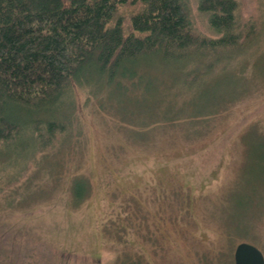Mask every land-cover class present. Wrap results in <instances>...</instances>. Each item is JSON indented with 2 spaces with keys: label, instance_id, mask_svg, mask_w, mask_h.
<instances>
[{
  "label": "rangeland",
  "instance_id": "obj_1",
  "mask_svg": "<svg viewBox=\"0 0 264 264\" xmlns=\"http://www.w3.org/2000/svg\"><path fill=\"white\" fill-rule=\"evenodd\" d=\"M239 2L259 35L195 87L181 83L189 64L149 58L112 81L86 70L54 106L14 111L67 127L46 151L0 146V227L29 248L14 260L234 264L240 242L264 256V0Z\"/></svg>",
  "mask_w": 264,
  "mask_h": 264
},
{
  "label": "trees",
  "instance_id": "obj_2",
  "mask_svg": "<svg viewBox=\"0 0 264 264\" xmlns=\"http://www.w3.org/2000/svg\"><path fill=\"white\" fill-rule=\"evenodd\" d=\"M196 4L216 36L194 28L185 0H0V146L53 147L65 121L24 122L14 111L54 106L86 70L112 81L125 64L156 58L189 64L181 83L191 88L259 35L260 25L243 16L239 0ZM12 233L0 227V264H30L13 259V251L19 260L29 248L8 239Z\"/></svg>",
  "mask_w": 264,
  "mask_h": 264
},
{
  "label": "water",
  "instance_id": "obj_3",
  "mask_svg": "<svg viewBox=\"0 0 264 264\" xmlns=\"http://www.w3.org/2000/svg\"><path fill=\"white\" fill-rule=\"evenodd\" d=\"M234 264H264L262 252L253 244L240 242L233 253Z\"/></svg>",
  "mask_w": 264,
  "mask_h": 264
}]
</instances>
